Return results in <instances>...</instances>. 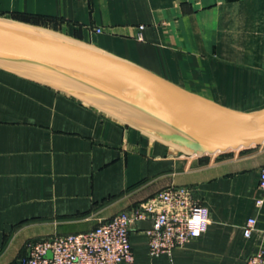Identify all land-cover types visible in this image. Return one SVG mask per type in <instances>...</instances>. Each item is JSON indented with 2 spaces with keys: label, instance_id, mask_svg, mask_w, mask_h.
Masks as SVG:
<instances>
[{
  "label": "crops",
  "instance_id": "0c3cea01",
  "mask_svg": "<svg viewBox=\"0 0 264 264\" xmlns=\"http://www.w3.org/2000/svg\"><path fill=\"white\" fill-rule=\"evenodd\" d=\"M0 19L136 64L221 106L264 110V0H0ZM263 164L264 144L181 154L0 71V264H18L28 241L89 231L169 187L192 189L208 228L152 257L151 224L136 222L132 264H244L264 251V202L255 205Z\"/></svg>",
  "mask_w": 264,
  "mask_h": 264
},
{
  "label": "water",
  "instance_id": "95a60500",
  "mask_svg": "<svg viewBox=\"0 0 264 264\" xmlns=\"http://www.w3.org/2000/svg\"><path fill=\"white\" fill-rule=\"evenodd\" d=\"M0 71L71 97L181 154L264 144V110L221 106L136 64L1 19Z\"/></svg>",
  "mask_w": 264,
  "mask_h": 264
},
{
  "label": "built area",
  "instance_id": "2783aa9c",
  "mask_svg": "<svg viewBox=\"0 0 264 264\" xmlns=\"http://www.w3.org/2000/svg\"><path fill=\"white\" fill-rule=\"evenodd\" d=\"M100 32L99 29H95ZM264 202V164L258 171V196L255 205ZM148 221L144 230L148 253L152 257L169 255L191 239L206 232L207 208L194 198L187 187L166 188L130 211H121L99 222L89 231L28 241L18 264H132L130 230L136 222ZM255 219L249 218L243 235L255 230ZM48 253L50 257H48ZM244 264H264V251L249 255Z\"/></svg>",
  "mask_w": 264,
  "mask_h": 264
}]
</instances>
